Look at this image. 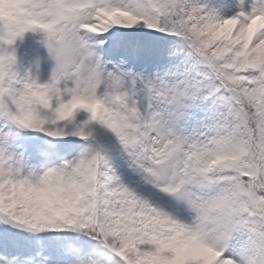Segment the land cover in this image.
Segmentation results:
<instances>
[{"label": "snow or ice", "instance_id": "6c2138e0", "mask_svg": "<svg viewBox=\"0 0 264 264\" xmlns=\"http://www.w3.org/2000/svg\"><path fill=\"white\" fill-rule=\"evenodd\" d=\"M0 264H264V0H0Z\"/></svg>", "mask_w": 264, "mask_h": 264}]
</instances>
